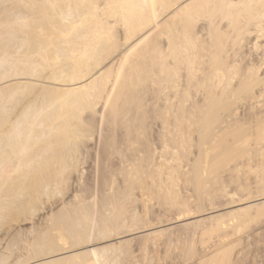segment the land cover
Returning <instances> with one entry per match:
<instances>
[{"label":"rangeland","instance_id":"rangeland-1","mask_svg":"<svg viewBox=\"0 0 264 264\" xmlns=\"http://www.w3.org/2000/svg\"><path fill=\"white\" fill-rule=\"evenodd\" d=\"M63 1L56 2L62 6ZM38 2L0 0L2 24L3 20L8 21V13L11 15L17 11L15 13L26 14V17L22 15L24 20H19L22 26L15 22L14 28L20 32L21 27L25 26L22 33L28 37L29 45L27 43L24 49L17 47L19 45L11 47L10 53L15 56L19 48V57L21 53L29 55L36 51L35 37L39 33L35 32L39 30L36 31L35 24L40 21L36 14V9L40 8ZM206 18L203 20L208 22ZM3 41L4 37H0V48L5 46L6 42ZM231 41L227 42L226 50H222L224 59L219 58L228 62L222 65L233 66L230 68L235 74L231 72V76L236 80L232 76L234 81L230 84L228 96L222 97L218 110L210 117L197 113L193 123L184 117L192 127L185 122L178 123L180 127L176 124L177 128L172 125L175 119L179 122L176 118L178 113L174 111L176 102L171 110L173 117L166 110V114L159 113L163 118L156 117L148 101L153 96V92H150L151 96L147 94L142 100L147 104L144 105L145 114L142 116L144 121L135 119V116L131 119L133 115L128 113L127 108L125 111L128 115L124 108L120 111L118 107L113 110L110 108L112 111L107 109L104 113L106 120H100L99 123L98 111L87 109L83 114L86 118H82H88V122H83L85 127L81 125L82 131L77 138L69 137L65 141L73 140L69 145H64L65 139H61L68 137L67 134L60 135L61 131H56L60 139L52 132L26 143L21 153L8 147L5 151L13 164L9 161L5 163L4 173L2 177L0 175V207L3 206L0 208V264H14L20 256V259L25 258L24 261L31 258L34 261L41 260L47 254L52 256L53 252L89 240L84 238L83 233L77 238L62 237L64 232L55 225L54 218H58L63 209L68 212L74 207H85L92 211L90 214L94 213L97 223L94 231L98 232H84L90 237L91 243L109 238V242L106 241L104 245L113 242L116 249L109 246V249L106 248L109 252L102 250L97 257L93 254L65 258L56 264H101L98 262L101 257L107 259L106 262L101 260L102 264H264V205L259 204L264 201V134L260 132L264 125V96H260V90L264 87V56H260L259 50V53L249 49L243 52L246 40H242L241 44ZM259 43L264 44V38ZM214 47L208 52H212ZM233 48L240 51L239 54L234 55ZM215 50L218 53V49ZM201 64V70L208 68ZM257 64H261L262 69ZM254 66L258 69L254 68L253 71ZM44 72L35 77L40 78L48 73ZM35 86L24 85L22 89H16L14 102L12 99H2L8 108H12L9 115L5 114L7 118L10 116L14 119L26 103L36 98L41 87ZM134 106L137 105L134 103ZM44 114L47 117L48 112L44 111ZM1 118L0 121L4 122ZM5 123L3 127L0 124L1 131L9 127L10 123ZM169 124L172 126L168 127ZM181 126L183 128L180 131ZM32 130L35 134L44 131ZM48 140L51 142L48 143ZM46 144H50L48 149ZM14 164L19 166H15V169ZM231 202L233 206L229 204ZM250 205L253 207L244 209ZM61 206L64 208L59 210ZM187 209L189 212L191 210L194 218L176 224L169 222L172 216L187 212ZM106 214L110 219L105 220L106 217L102 215ZM144 226L148 227L146 231L136 233L138 227ZM128 230H132V234H127Z\"/></svg>","mask_w":264,"mask_h":264},{"label":"bare ground","instance_id":"bare-ground-1","mask_svg":"<svg viewBox=\"0 0 264 264\" xmlns=\"http://www.w3.org/2000/svg\"><path fill=\"white\" fill-rule=\"evenodd\" d=\"M56 1L37 0L38 7L40 6L38 10L36 9V14H38L40 19L39 23L35 24L36 31L39 30V32H35V34L39 33L35 37L37 48H35L36 51L34 50L29 55L21 53V57H19L20 48L24 49V46L28 43L27 36L24 32L22 33V28L25 26L21 27V33L16 32L17 29L14 28L18 23L20 24L19 20H22L26 14H22V16L21 13H15L17 11H14L9 15L7 12L8 21L4 22L3 20L2 24L0 19V25H2L0 37H4L3 42H6L4 43L5 46L3 45V48H0V115L4 114L3 117L6 116L5 114L9 115L8 112L12 108H8V105L6 106L7 103L4 104L2 99L8 98L9 101L12 99L14 102L16 98L14 96L17 93L16 89H22L24 85L33 86V84L41 87L40 91H37L39 93H36V98L32 101L29 100L30 102L24 105L14 119L10 116L11 120L7 116L4 118L0 117L5 120V124L7 122L10 123L7 129H2L4 131H1L4 122L0 121V175L4 173L3 167L6 166L5 163L8 161L11 163L12 160L7 157L8 153L5 151L8 147L14 149L17 153H21L29 141L39 140L45 137L44 135H50L54 132L56 135V131H61L60 135L67 134L66 136L68 137L64 138L61 136V139H65L63 140L65 145V141L69 137H72V139L77 138L79 132L82 131L81 125H85L83 122L85 120L88 122V118L83 119L86 118L83 117V114H85L87 109L98 111L97 114L100 118L97 122L100 120L102 122L103 119L106 120L104 113L107 109L109 111L118 107L120 111L121 108H124V111L127 108L128 113L133 115L131 119L135 116V119L142 121V116L145 114L144 105H147L142 100H145L144 97L147 94L149 95L150 92H153V96L150 94L151 97L148 101L151 102L149 105H152L153 111L155 110L153 114L156 117H162L160 114H166V111L168 114L171 112L172 116L171 110L174 109L175 102L174 111H177L178 114L175 113L178 116L180 115V118L188 117L191 123H193L195 116L198 114L210 117L212 113L218 110L222 97L224 95L228 96L230 84L234 81L232 80L233 75L231 76L232 70L230 67L232 65H222L228 63L221 56L223 54L222 50L223 52L224 49L226 50L227 42L233 40L241 44L242 40H246L247 43L244 41L246 44L243 52L245 49L253 50V52L254 50L255 52L259 50L261 51L260 56H264V44L259 43L264 38V0H61V3L62 1L64 2L62 6ZM10 16L14 19L11 20ZM216 16L218 19H216ZM201 17H207L208 19L206 18V20L208 22L204 21L203 18L201 19ZM15 22H17L16 25H14ZM20 26L22 25L20 24ZM27 26L26 28L28 29ZM13 46L20 47L19 50L16 49V56L10 53ZM212 47L218 49V53L216 50L214 52V49L212 50L213 53L211 51L208 52ZM238 48L241 51V48ZM236 49L235 53H233L234 55L240 52H237ZM210 53L211 55H209ZM240 53L242 54V51ZM243 55L245 54L243 53ZM259 57L258 59L261 62ZM199 63L207 65L208 68H204L206 69L205 71L204 69L201 70L203 65L201 64L202 66L199 67ZM261 64H257V66L262 69L263 66ZM216 65L220 66L216 67ZM258 67L256 68L258 69ZM44 70H47L48 73L46 74L45 72L47 71L44 72ZM200 71L204 72L199 73ZM43 72L45 75L40 76V78L35 77ZM202 73H204L203 76ZM232 73L235 74L234 72ZM200 74L201 76H199ZM236 74L238 73L236 72ZM234 79L236 80V78ZM215 90L222 91L219 93V91L216 92ZM260 92L262 98L264 96V87H262ZM4 94L8 97H5ZM261 98L260 101L262 100ZM134 103L137 105L136 107L134 106L135 108H133ZM186 104L189 106L185 107ZM44 111L48 112L47 117ZM111 111L109 114L112 113ZM42 113L46 118L43 119V115V117H40ZM125 113L128 115L126 111ZM156 113H158V116ZM177 115L176 118L179 122L173 118L175 121L173 120L174 124L172 122V125L176 127L178 123H187L185 118L180 119ZM94 116L96 117V115ZM135 119L132 121H138ZM55 122H59V124L56 125ZM126 122L128 121L126 120ZM191 123L187 124L192 127ZM172 125L169 124L168 127ZM161 126L163 127V123ZM177 127H180V125ZM182 128L181 126L180 131ZM32 129L44 131L35 134ZM260 132L264 134V125L261 127ZM58 138L60 139V137ZM259 140H257V144ZM49 142L51 141L48 140ZM72 142H67L66 144L69 145ZM45 146L47 148L50 144ZM46 148H44L45 151L48 149ZM262 148L264 149V145ZM262 152L261 154L264 155V150ZM43 153L46 154V152ZM5 157L8 159L5 160ZM15 166L18 167L19 165L14 164L13 167L16 169ZM25 166L28 167V164ZM196 184L201 185L199 183ZM232 203L229 204L232 205ZM259 204L261 206L264 205V201ZM230 205L228 206L231 207ZM252 207L250 205L244 207V209ZM63 208L61 206L59 210ZM76 208L74 207L73 210L68 212L63 209L65 212L62 210L61 214H58L59 217L54 218L56 223H53L57 225L56 227L62 229V233L64 232L62 237L76 236L75 238H77L78 235L83 233L84 238H89V240L86 239L85 241L82 238V241H85L84 243L78 245L76 243L67 249L64 248L55 253L53 252L52 256L47 254L41 260L34 261L31 258L24 261L25 258H22V260L20 256L18 261H14V264H56V262L65 258L93 254L97 257L100 251H107L109 246H114L113 248L116 249V245L113 242L104 245L109 238L100 242L98 240V242H95L94 240L95 243H91L90 237H87L88 235L86 236L85 233H90L92 230L93 233L98 232V230L94 231L97 229L95 228L97 223L94 221V213L90 214L92 211L85 207ZM107 214L106 216L102 215L106 217L105 220L108 218L109 214ZM115 217L117 218L118 216ZM191 218H194V215L191 210L189 212L187 209V212L182 211L174 217L172 216L169 222L176 224ZM99 219L101 220V218ZM138 228L139 230L137 229L136 233L140 232V230L146 231L148 227ZM131 231L128 230L127 234L129 232L132 234ZM124 232L122 235H124ZM68 239L71 241V238ZM120 242L124 243V241ZM120 242L117 243L119 244ZM101 260L107 261L105 257H101L100 261H98L101 264Z\"/></svg>","mask_w":264,"mask_h":264}]
</instances>
